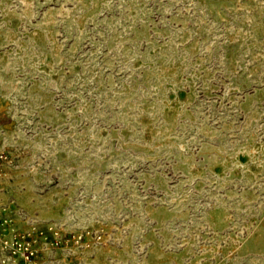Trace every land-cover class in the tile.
<instances>
[{
	"label": "rangeland",
	"instance_id": "obj_1",
	"mask_svg": "<svg viewBox=\"0 0 264 264\" xmlns=\"http://www.w3.org/2000/svg\"><path fill=\"white\" fill-rule=\"evenodd\" d=\"M0 155L37 264H264V0H0Z\"/></svg>",
	"mask_w": 264,
	"mask_h": 264
},
{
	"label": "built area",
	"instance_id": "obj_2",
	"mask_svg": "<svg viewBox=\"0 0 264 264\" xmlns=\"http://www.w3.org/2000/svg\"><path fill=\"white\" fill-rule=\"evenodd\" d=\"M0 157H2L0 155ZM5 206L0 208V254L1 260L6 261V256H12L16 264H37V248L31 239L32 232L23 233L14 223L12 218L3 214ZM49 229L58 235V230L53 226Z\"/></svg>",
	"mask_w": 264,
	"mask_h": 264
}]
</instances>
